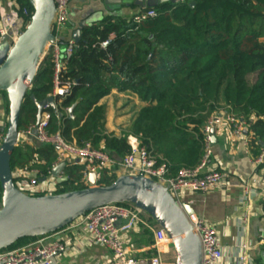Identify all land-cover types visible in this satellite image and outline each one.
Wrapping results in <instances>:
<instances>
[{
  "label": "trees",
  "instance_id": "trees-1",
  "mask_svg": "<svg viewBox=\"0 0 264 264\" xmlns=\"http://www.w3.org/2000/svg\"><path fill=\"white\" fill-rule=\"evenodd\" d=\"M17 2L33 11L28 0ZM148 9L158 15L126 25L108 19L83 31L73 55L63 61L61 82L72 85L69 94L58 96V112L49 109L50 132L60 131L79 145L91 143L118 160L131 152L128 138L136 136L159 165L167 166L168 176L176 177L201 164L203 127L226 114L246 122L248 149L257 159L264 150V0H184ZM55 67L50 51L23 103L20 131L36 124L30 96L43 100L54 92ZM114 89L130 91L146 105L127 126L109 131V107L100 101ZM58 158L51 144L21 142L12 168L47 173ZM83 171V165L67 164L68 180L57 193L86 188ZM117 177L105 174L99 185ZM1 196L0 185V202ZM38 238H24L8 249Z\"/></svg>",
  "mask_w": 264,
  "mask_h": 264
},
{
  "label": "built area",
  "instance_id": "built-area-1",
  "mask_svg": "<svg viewBox=\"0 0 264 264\" xmlns=\"http://www.w3.org/2000/svg\"><path fill=\"white\" fill-rule=\"evenodd\" d=\"M57 8L53 31L55 41L50 46L55 60V90L48 97H54L57 111L58 96L65 97L70 93L72 83L61 82V70L63 61L69 59L75 50L76 43L73 40L67 42L64 51H61V43L58 33L67 24L69 18L70 0H54ZM11 11L2 16L0 28V42L7 37L14 43L25 31L31 21L33 11L29 7L20 8L17 4ZM158 13L154 9H148L135 17L137 23H141L148 18H154ZM108 41L101 44L107 47ZM47 106L39 125H32L20 131L18 145L21 142L30 144H51L57 148L59 158L47 173L39 168H28L25 170H14L15 183L23 192L39 196L44 194H54L58 192V182L52 175V170L60 162L67 164H80L84 166L82 181L88 185L87 177L89 173L95 172L97 184L105 174L116 173V169L122 167L124 174L143 175L169 187L173 197L184 204L181 199L183 191L207 193L217 189L225 181V174L215 168H206L213 154V134L217 126L229 125L236 138L245 136L248 131L247 124L243 120L231 115H215L204 125L205 155L201 164L194 169H182L176 177H169V169L165 164H158L150 156L146 147L136 136H129L128 143L131 152L123 159L118 160L116 156L92 146L91 143L84 145L77 144L76 141H67L60 131L50 132L51 113ZM54 108V107H53ZM58 118L60 114L58 113ZM248 148V139H247ZM249 151V149H248ZM264 156L261 154L254 159V164L263 162ZM64 175V173H63ZM243 189V200H248L253 196L254 188L248 184H241ZM149 215L138 207L130 204H109L98 207L77 221L72 226L86 228L88 233L97 244L106 247L111 253L106 264H144L139 258L128 253L125 235L129 234L141 226L151 229L153 232L152 255L146 264H165L162 254L165 248L172 247V239L167 232L158 224L148 222ZM188 219L200 237L203 248V264H221L223 249L218 237L216 228L206 222L195 213L188 215ZM150 220V219H149ZM71 225V224H70ZM69 226V225H68ZM54 234V233H53ZM47 235L36 239L34 242L23 248L6 249L0 252V264H56V259L65 252L68 245L54 238V235ZM264 243V233L261 237ZM242 253L239 255L238 264H248L249 245L241 244Z\"/></svg>",
  "mask_w": 264,
  "mask_h": 264
},
{
  "label": "water",
  "instance_id": "water-1",
  "mask_svg": "<svg viewBox=\"0 0 264 264\" xmlns=\"http://www.w3.org/2000/svg\"><path fill=\"white\" fill-rule=\"evenodd\" d=\"M28 1L33 15L25 31L14 43L7 37L0 42V93L5 94L8 104L7 127L0 143V252L24 238L51 235L98 207L130 204L150 215L167 232L172 239L175 264H203L202 243L188 219V215L195 213L194 209L189 204H180L168 186L151 178L123 173L111 184L99 185L96 173L91 172L86 188L39 196L29 195L17 187L12 156L18 146L22 107L50 53L49 45L55 41L53 27L57 13L54 0ZM104 1L118 9L129 4L128 0ZM181 1L184 0H147V6ZM136 3L143 2L136 0ZM85 23L82 22L73 32L76 46L81 41V28ZM30 97L37 108L36 124L39 125L46 107L56 108L55 98L39 100L35 95ZM75 107L70 108L71 114ZM66 167L67 162L63 161L53 168L52 175L58 183L68 180L63 175Z\"/></svg>",
  "mask_w": 264,
  "mask_h": 264
},
{
  "label": "crops",
  "instance_id": "crops-1",
  "mask_svg": "<svg viewBox=\"0 0 264 264\" xmlns=\"http://www.w3.org/2000/svg\"><path fill=\"white\" fill-rule=\"evenodd\" d=\"M142 2L137 4L136 0H128V6L118 9L112 8L104 0H70L67 24L58 33L61 51H64L67 42L73 40V32L82 22H86L81 28L82 34L85 29L100 26L108 19L122 20L123 25L130 24L132 20L135 21L137 15L149 8L147 0ZM11 3L13 7L18 4L17 0H0V28L2 16L12 9ZM125 96L129 100L122 104L121 109H128V112L118 115V118L115 117L113 124L114 105L122 102V97ZM103 102L109 107L107 123L109 131H118L121 126H127L135 114L146 105L136 94L117 89L103 97L100 103ZM5 110L7 111L6 108ZM0 114V134H2L5 128V114L3 112ZM127 116H131L130 120L126 118ZM246 132L244 137L236 138L229 125L217 126L213 135L215 137L213 154L206 168L221 170L225 174V181L219 188L207 193L185 190L181 194L184 204L191 205L197 216L216 228L223 249L221 264H238L239 255L242 253L240 246L243 243L249 245L248 264H264V243L261 242L264 233V159L261 164H254V158L247 148L248 133ZM262 154L264 156V150ZM116 174H123L122 167L116 169ZM243 183H248L254 188L253 196L248 200H243L241 187ZM60 184L62 183H58V189L61 187ZM145 219L151 222L150 218L145 217ZM53 235L55 239L68 245L67 250L56 259V264H106L107 259L111 257L109 250L97 244L86 228H74L71 224ZM124 237L128 253L146 264L153 253L151 229L141 226ZM31 243L26 242L16 248H23ZM162 257L165 264H175L172 247L165 248Z\"/></svg>",
  "mask_w": 264,
  "mask_h": 264
},
{
  "label": "rangeland",
  "instance_id": "rangeland-1",
  "mask_svg": "<svg viewBox=\"0 0 264 264\" xmlns=\"http://www.w3.org/2000/svg\"><path fill=\"white\" fill-rule=\"evenodd\" d=\"M123 99L121 100L122 102H119L118 104H116V106L114 105V107H115V109L113 110V118H112V121H113V124H114V121L116 120V118L115 117H117L118 118V115H121V114H127L126 112H128V109H125V108H123V109H121V107H122V104L124 105V102L126 101V100H129V98L128 97H122ZM0 99H2L3 100V102H1L0 103V112H3L4 114H5V118H6V120H5V118H4V126H5V128H4V132H2V134H0V143H1V141H2V139H3V137H4V134H5V129H6V126H7V121H8V112L5 110V108L7 109V107H6V103H7V101H6V96H5V94L4 93H0ZM116 98H113V100H115ZM133 109H135V108H133ZM132 109V110H133ZM131 110V111H132ZM130 112V111H129ZM130 114V113H129ZM128 114V115H129ZM1 115V114H0ZM128 120H130V118H131V116L130 117H126ZM110 120H111V118H110ZM60 186H62V184H60ZM63 187V186H62ZM62 187H60L59 189H58V191L62 188ZM0 207H1V202H0ZM35 240H29L28 242H34ZM22 243H24V242H22ZM22 243H20V245H22Z\"/></svg>",
  "mask_w": 264,
  "mask_h": 264
}]
</instances>
